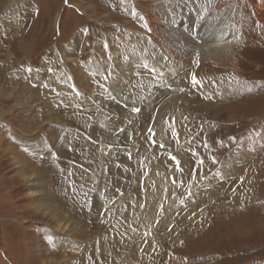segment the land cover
<instances>
[{"label": "rangeland", "instance_id": "374dc122", "mask_svg": "<svg viewBox=\"0 0 264 264\" xmlns=\"http://www.w3.org/2000/svg\"><path fill=\"white\" fill-rule=\"evenodd\" d=\"M165 3L0 0V264H32L33 232L45 264H264V0ZM197 8L229 42H186Z\"/></svg>", "mask_w": 264, "mask_h": 264}, {"label": "bare ground", "instance_id": "6f19581e", "mask_svg": "<svg viewBox=\"0 0 264 264\" xmlns=\"http://www.w3.org/2000/svg\"><path fill=\"white\" fill-rule=\"evenodd\" d=\"M141 3H143L145 6H148V7H157V5H164V4H166L165 3V0L164 1H160L159 3H156V4H152L151 3V1H153V0H139ZM159 8V7H158ZM161 12L163 11V10H165V7L163 8V6H161ZM200 9V8H199ZM172 10V9H171ZM194 12H193V14L191 13L189 16H187L186 18H184L182 21L183 22H181L179 25H180V27H182V26H184L185 24H187V23H190V20H193V21H195V23H196V26H197V29H194L195 31H193L192 33H191V36H192V39H185V40H187L186 42H190L192 45H194V41H199V42H202V43H204V42H206L207 40H212L213 41V43H214V45H217L218 43H220V44H222V42H229L228 40H229V38H231V35L228 33V32H225L224 34H222V33H219L217 30H215L214 28H212V26H210L208 23L206 24L205 22H204V19L201 21L200 19H201V17L203 16V14L201 13V12H199L198 11V8L197 9H194L193 10ZM164 15L162 16V18H161V21H159V19H158V17H157V15L156 14H153L152 12H149L148 13V16H147V19H148V22H149V25H150V28L152 29V30H162V29H166L167 30V28L169 27V24H166V13H163ZM261 15H263V14H261ZM168 16V15H167ZM186 20V21H185ZM167 21H169V23H170V20L169 19H167ZM147 22V23H148ZM200 23H201V26H200ZM173 24V23H172ZM177 24V23H176ZM192 26V25H191ZM184 27H186V26H184ZM203 27H205V29L206 30H208L207 32H202L201 31V28H203ZM183 28V27H182ZM181 29V28H180ZM184 30V29H183ZM209 30H215L213 33H209ZM191 31V30H190ZM196 37H195V36ZM189 35H187V37H188ZM189 38V37H188ZM195 38H197V39H195ZM234 40H237V39H233L232 41H234ZM205 46H207V45H205ZM209 47V46H208ZM216 47V46H215ZM215 47L213 48L215 51H217L218 52V47L219 46H217V49H215ZM207 47H205L202 51H205L206 52V55L207 56H209L210 55V53H212V50H210L211 49V46L209 47V48H207ZM188 51H190V50H188ZM200 52V51H199ZM141 54V53H140ZM165 55H166V53H165ZM139 56V55H138ZM146 56V55H145ZM148 56V55H147ZM146 56V57H147ZM167 56V55H166ZM229 56L230 55H228L227 57H225L226 59H227V61H229L230 60V58H229ZM151 57V56H150ZM189 57V56H188ZM136 58V57H135ZM148 58V57H147ZM144 58V57H137L136 59H137V61L135 62L134 61V59L133 58H123V65H124V69L126 70L125 72H139V73H148V74H151V75H155V71H157V75L158 76H160V77H162V76H167V78L169 79L170 78V69H169V67L171 66V64H169L168 63V61H170L169 59H167V57H165V56H162V58H160L159 60H157L158 62V65H154L153 64V62H152V59L151 58ZM134 62H135V64H134ZM174 62V61H173ZM176 62V61H175ZM141 63H144V65H143V67H142V64ZM176 64V63H175ZM174 65V64H173ZM180 70H183L182 69V67L180 68ZM184 71V70H183ZM120 72V71H119ZM121 75H123V73L121 74ZM125 75V74H124ZM121 76V77H123V78H121V81H120V85H122V86H126L127 87V83H126V78L124 79V77L125 76ZM186 75V74H185ZM156 77V76H155ZM188 77V76H187ZM189 78V77H188ZM130 79V78H129ZM139 80V79H138ZM130 83V82H129ZM138 83V82H137ZM131 87V86H130ZM113 88H114V86H113ZM116 89V88H115ZM125 89V88H124ZM135 91H139L138 89H135V88H133ZM133 93H136V92H133ZM136 99H138V97L136 98ZM255 100V99H254ZM156 105H157V103H156ZM181 106V105H180ZM172 108V107H171ZM154 109V108H153ZM172 109H174V108H172ZM175 110V109H174ZM151 111V110H150ZM146 112V111H145ZM169 113V112H168ZM142 114V113H141ZM131 115V114H130ZM140 116H142V115H140ZM139 118V117H138ZM152 118V117H151ZM145 121V120H144ZM59 133V132H58ZM64 136V135H63ZM142 146V145H141ZM17 155V154H16ZM110 159H112L111 157L109 158V161H111ZM25 164V166H24V169L23 170H21V171H18L17 170V174H18V179H20L21 178V176L22 175H24L25 173H27L28 171V169H32L31 168V165H29L28 163H24ZM125 165V164H124ZM249 165V164H248ZM125 166H127V165H125ZM118 173H119V177L121 176L123 179H124V176H123V174H122V172H121V170H119L118 171ZM14 177V176H13ZM116 177V176H115ZM21 179H24V181H25V179L26 178H21ZM214 179V181L211 183V191H210V196L211 197H213V196H217V195H220L221 193H220V189L223 187V186H225V181H226V179L225 180H223V178H221V177H219L218 179H216V177H214L213 178ZM132 180H135L136 181V179L135 178H133ZM28 181H29V184H31V185H29L30 186V188H33L32 187V184H34V182H33V179L31 180L30 178L28 179ZM128 181V180H127ZM218 181V182H217ZM22 183V182H21ZM23 184V183H22ZM36 184H38V183H36ZM120 184V183H119ZM227 184V183H226ZM18 185V184H17ZM21 185V184H20ZM136 185H138V183L136 182V184L133 186V187H135ZM262 185V184H261ZM40 186H42V185H40ZM39 186V187H40ZM120 186V185H119ZM28 187V186H27ZM38 187V188H39ZM120 187H122V186H120ZM160 187L162 188V187H166L167 188V183H164V181L160 184ZM40 190V189H39ZM42 190V189H41ZM166 190V189H165ZM240 190V189H239ZM43 191V190H42ZM134 192V191H133ZM157 192H160V191H158V189L156 190V193H154L155 195H153L154 196V198L156 199V198H158L159 197V193H157ZM167 192V191H166ZM225 192V191H224ZM139 194V193H138ZM30 196H32V197H34L36 200H38L37 201V209H41V204H40V202H41V199H39V196L41 195H43L42 193H37V192H34L33 190L31 191V193L29 194ZM45 195V194H44ZM49 195V194H48ZM46 196V195H45ZM45 196H43V201L47 198V197H45ZM27 198V197H26ZM30 198V197H29ZM214 198V197H213ZM126 200H129V201H131L130 199H129V197L126 195ZM125 200V201H126ZM161 201V199H157V201H156V203H158V202H160ZM47 202V201H46ZM46 202L44 201V204H45V206L46 207H48V208H50L51 207V211H50V216H55V217H57V220H56V223L57 222H59L60 220H62L61 218H62V214H60V212L58 211V209H57V207H52V206H50V205H52V204H50V205H47L46 204ZM170 202V201H169ZM119 203V200H118V202L117 203H115L116 205ZM130 203V202H129ZM123 204V203H122ZM44 206V207H45ZM57 206V205H56ZM122 206V205H121ZM173 206V205H172ZM130 207V206H129ZM98 208H99V206H98ZM146 208V207H145ZM165 208V207H164ZM118 209V208H117ZM167 209V208H166ZM169 210H170V208H168ZM139 211V209H137V212ZM118 212V211H117ZM170 212V211H169ZM168 214H166V216H167ZM49 216V215H48ZM119 216V215H118ZM148 216H149V219H150V214L149 215H145V218H148ZM45 217V216H44ZM121 217V216H120ZM169 217V216H168ZM165 218V217H164ZM51 219V218H50ZM56 219V218H55ZM140 219V218H139ZM99 220V219H98ZM122 221V220H121ZM145 221V220H144ZM156 221V220H155ZM165 221H167V220H165ZM119 222V221H118ZM126 222V221H125ZM141 222V221H140ZM139 222V223H140ZM122 224V223H121ZM133 224V223H132ZM114 225V224H113ZM55 226H57V228L60 230V231H63V232H65V231H67L68 229H69V225H66V223H59L58 225H55ZM119 226V225H118ZM121 226V225H120ZM79 227V226H78ZM114 227V226H113ZM73 228V227H72ZM76 228V227H75ZM118 228V227H117ZM57 229V230H58ZM78 230V229H77ZM76 230V231H77ZM112 230V229H111ZM150 230V229H149ZM71 231V230H70ZM75 231V230H74ZM68 233V232H67ZM74 233V232H73ZM73 233H71L70 232V235L72 234L73 235ZM147 233V232H146ZM161 234V233H160ZM116 235L118 236V237H120V234H119V232L118 233H116ZM115 235V236H116ZM68 236V235H67ZM114 236V237H115ZM30 238H29V240H31L32 241V247L34 248L33 249V252H32V258H31V261H32V264H45L46 263V261H45V259H44V255H45V250L42 248V246L40 245V244H38L37 243V241H36V234L33 232L32 234H31V236H29ZM141 238V237H140ZM125 239V238H124ZM157 240V239H156ZM97 242V241H96ZM73 243H74V241H73ZM134 244V243H133ZM99 246V245H98ZM122 252V251H121ZM102 253V252H101ZM118 253V252H117ZM121 254V253H120ZM130 260V259H129ZM163 264V263H162Z\"/></svg>", "mask_w": 264, "mask_h": 264}, {"label": "built area", "instance_id": "2783aa9c", "mask_svg": "<svg viewBox=\"0 0 264 264\" xmlns=\"http://www.w3.org/2000/svg\"><path fill=\"white\" fill-rule=\"evenodd\" d=\"M240 197L244 198L245 196H244V194L242 193V194L240 195Z\"/></svg>", "mask_w": 264, "mask_h": 264}, {"label": "snow or ice", "instance_id": "6c2138e0", "mask_svg": "<svg viewBox=\"0 0 264 264\" xmlns=\"http://www.w3.org/2000/svg\"><path fill=\"white\" fill-rule=\"evenodd\" d=\"M196 81V78L193 76V82H195Z\"/></svg>", "mask_w": 264, "mask_h": 264}, {"label": "crops", "instance_id": "0c3cea01", "mask_svg": "<svg viewBox=\"0 0 264 264\" xmlns=\"http://www.w3.org/2000/svg\"><path fill=\"white\" fill-rule=\"evenodd\" d=\"M252 189L254 190L253 186H252ZM245 196V195H244ZM247 197L245 196L244 199H246Z\"/></svg>", "mask_w": 264, "mask_h": 264}]
</instances>
